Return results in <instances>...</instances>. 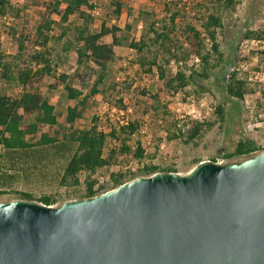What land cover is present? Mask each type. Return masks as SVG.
I'll list each match as a JSON object with an SVG mask.
<instances>
[{"label": "trees", "instance_id": "obj_1", "mask_svg": "<svg viewBox=\"0 0 264 264\" xmlns=\"http://www.w3.org/2000/svg\"><path fill=\"white\" fill-rule=\"evenodd\" d=\"M28 2L36 9L38 21L35 24V16L20 15V10L12 12L10 0H0V23L10 15L15 21L6 28L15 52L7 54L0 50V81L17 88L13 95L0 92V198L13 196L12 200L32 202V194L18 192L16 187L22 181L36 180L68 190L62 204L106 192L107 184L94 178L100 170L110 171L112 189L139 177L178 173L177 170L151 164L138 166L134 171L123 169L127 167L123 164L127 162L124 158L140 162L144 158V150L139 140L130 144L132 137L139 135L142 124L127 112L121 98L109 107L127 117L111 121L107 115L103 118L94 116L89 127L82 129L76 126L91 100L106 92L103 82L107 66L116 61V47L119 45L115 36L117 28L102 21L98 30L90 29L89 18L83 14V9L92 12L97 8L91 0ZM180 2L163 3V16L159 19L152 11H141L137 18L143 24L141 35L138 40L129 42L128 47L134 52L131 65L144 75L156 76L162 84L157 88L159 93L174 96L183 92L187 96L185 91L190 85L205 91L203 83L211 79L219 82L225 103L213 107V119L188 120L183 126L185 130L178 128L168 138L169 141L179 140L184 145L197 147L204 133L215 125L222 128L227 115L225 104L231 108L237 106L248 89L247 81L237 77V72H229L226 76L219 72L227 62L217 41L218 32L223 30L220 13L234 10L236 0H205L201 5L202 12L196 18L199 28L186 22V17L180 14ZM108 6L113 7L108 19L118 17L125 7L121 0H108ZM76 14L83 23L71 26L69 18ZM54 16L58 17V22ZM50 33L53 36H49ZM108 36L111 38L109 43L105 41ZM253 37L264 43V30L254 34L247 32L243 36L245 40ZM50 40L58 46L59 54L54 51L52 54L48 48ZM71 52L75 55L77 68L58 72L61 59ZM259 55L264 63V50ZM190 57L195 61V68L181 65ZM171 64L177 70L168 77L167 67ZM47 77L54 80L49 88L61 86L71 102L61 123L57 122L53 105L43 98L39 90ZM75 81L84 88L83 92L72 86ZM108 88L112 90L114 85ZM152 99L151 107L156 115L160 109L159 95ZM39 127L47 130L40 132ZM261 151L252 140L245 138L240 139L233 151L224 154L223 158L228 162H238ZM199 163L200 160H194L193 165ZM81 175H84L83 181L80 180ZM56 197L47 192L36 202L51 207L57 202Z\"/></svg>", "mask_w": 264, "mask_h": 264}, {"label": "water", "instance_id": "obj_2", "mask_svg": "<svg viewBox=\"0 0 264 264\" xmlns=\"http://www.w3.org/2000/svg\"><path fill=\"white\" fill-rule=\"evenodd\" d=\"M0 264H264V150L58 207L0 202Z\"/></svg>", "mask_w": 264, "mask_h": 264}, {"label": "rangeland", "instance_id": "obj_3", "mask_svg": "<svg viewBox=\"0 0 264 264\" xmlns=\"http://www.w3.org/2000/svg\"><path fill=\"white\" fill-rule=\"evenodd\" d=\"M171 1L179 0H121L125 7L118 17L112 16L110 19L108 16L113 11V7L108 6V0H91L97 6L92 12L83 9V14L90 19V22L88 19L87 23L91 30H98L102 21L108 26L117 28L118 31L115 36L119 40V45L116 47V61L107 66L106 78L103 82V88L106 92L91 100L84 117L77 121L76 126L82 129L89 127L91 118L94 116L103 118L104 115H107L111 121L120 120L122 116L127 117L124 113H118L109 107L115 105V101L121 98L123 104L127 106V112L142 124L139 135L133 136L130 144L133 145L135 140H139L143 146L144 158L140 162L131 161L127 158H124L127 162L123 161V164L131 171L143 164H151L162 168H171L177 170V174L186 175L197 166L193 165L194 160H200V163L222 160L223 164H226L228 161L223 158V155L233 151L236 143L245 138L252 140L263 151L264 87L254 80H248L249 76H254L258 72L264 73V63L259 59V52L263 45L254 37L251 40H245L243 36L247 32L254 34L264 30V0H236L234 10L220 13L223 30L217 35L220 51L227 60L219 72L226 76L229 72L235 71L237 77L247 81L248 92L245 96L252 106V112L243 109L242 101L232 108L226 103L227 115L222 128L220 129L218 125H215L211 130L204 133L198 141L197 147L184 145L179 140L169 141L168 138L176 132V129L183 128L188 120L205 121L213 119V107L218 103H225L219 82L211 79L210 82L203 83L202 85L206 88L205 91L190 85L185 91L188 93L187 96L183 92L168 96L165 93L157 92V88H160L162 84L158 82L156 76L144 75L137 70V67L131 65L134 52L129 49L128 44L139 39L143 28V24L137 20L139 13L152 11L159 19L163 16V3ZM180 1V14L186 17V22L199 28V21L196 18H198L199 12H202L201 5L204 4L205 0ZM10 3L14 9L12 12L20 10V15H25L28 18L30 16L36 17V9L28 0H10ZM183 4L186 5L185 8ZM11 16L0 23V50L7 54L15 52V45L6 35L7 26L15 23ZM54 19L58 22V17L54 16ZM37 21L38 18L36 17L33 24ZM82 23L83 20L77 14L71 16L68 21L71 26ZM49 36H53V34L50 33ZM105 40L111 42L109 36ZM251 41L253 43H250ZM246 42L247 46H242ZM47 46L52 54L53 51L59 54V48L53 40H50ZM241 56L246 58V70L241 67ZM66 59L67 61L63 65L58 66V72L71 71L77 68L73 52L68 53ZM194 64L193 57H190L186 63H181L186 68H195L193 67ZM176 70L177 67L174 64L169 65L167 67L168 77L173 76ZM53 83L54 80L47 77L39 90L43 98L54 106L57 122L61 123L66 108L71 105V102L66 98L61 86H57L55 89L49 88ZM111 85H114L112 90L108 88ZM72 86L79 91H84L78 81H75ZM0 92L13 95L17 93V88L11 83L6 84L0 81ZM154 95H159L158 105L160 109L156 115L151 107ZM46 130L47 128L39 127L40 132ZM109 174L110 171L108 170H100L94 175L99 183L107 184V191L112 190ZM83 179L84 175H81L80 180L83 181ZM16 190L32 194L33 203H37L36 201L43 193L51 192L57 196V202L51 207L60 206L64 194L68 192L64 188H58L56 184L53 186L46 185V183L36 180L22 181ZM12 198L14 197L2 196L0 202L12 201Z\"/></svg>", "mask_w": 264, "mask_h": 264}, {"label": "built area", "instance_id": "obj_4", "mask_svg": "<svg viewBox=\"0 0 264 264\" xmlns=\"http://www.w3.org/2000/svg\"><path fill=\"white\" fill-rule=\"evenodd\" d=\"M259 41V40H258ZM260 43H262V45L264 46V43L259 41ZM257 42V43H259ZM245 43V42H244ZM250 43H253V41H251ZM242 46H247V42L246 44H242ZM262 46V49L261 50H264V47ZM242 63H241V67L246 70L247 69V62H245V57L241 56L240 57ZM249 81H256L258 82L259 84L263 85L264 87V75L262 72H258L256 75L254 76H249L248 78ZM242 104H243V109L249 111L250 113L252 112V106L250 105V102L247 100L246 96L243 97V100H242ZM105 108V107H104ZM114 108H111V110H113ZM118 113H123V112H118ZM223 161L222 160H217L215 162V164H219V165H223ZM123 169H127V167L123 168ZM132 171H134V169H132Z\"/></svg>", "mask_w": 264, "mask_h": 264}, {"label": "crops", "instance_id": "obj_5", "mask_svg": "<svg viewBox=\"0 0 264 264\" xmlns=\"http://www.w3.org/2000/svg\"><path fill=\"white\" fill-rule=\"evenodd\" d=\"M106 39V38H105ZM106 41V40H105ZM107 43H109V42H107ZM67 61V59L66 58H64V59H61V64L60 65H63V63H65ZM59 65V66H60ZM54 107V106H53ZM54 112H55V108H54ZM56 115V114H55Z\"/></svg>", "mask_w": 264, "mask_h": 264}]
</instances>
